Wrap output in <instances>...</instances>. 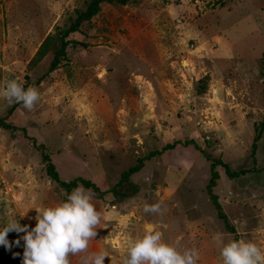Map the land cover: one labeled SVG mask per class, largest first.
Returning a JSON list of instances; mask_svg holds the SVG:
<instances>
[{
    "label": "rangeland",
    "instance_id": "obj_1",
    "mask_svg": "<svg viewBox=\"0 0 264 264\" xmlns=\"http://www.w3.org/2000/svg\"><path fill=\"white\" fill-rule=\"evenodd\" d=\"M87 2L0 0V82L17 79L40 93L32 111L0 99V118L15 127L0 128V226L14 217L34 227L35 208L70 194L48 177L44 146L61 180L82 177L110 191L92 201L102 220L89 250L105 251L104 264H122L127 240L148 226L181 250L197 249L199 264H222L217 233L264 249V127L252 156L264 122V0L103 4L49 72L55 47L38 53L40 45ZM184 140L200 150L163 151L131 176L127 198H115L138 158ZM207 155L237 173L217 167L213 189L236 234L207 194ZM157 202L162 214L143 211ZM23 235L11 232L13 249L24 250Z\"/></svg>",
    "mask_w": 264,
    "mask_h": 264
},
{
    "label": "clouds",
    "instance_id": "obj_2",
    "mask_svg": "<svg viewBox=\"0 0 264 264\" xmlns=\"http://www.w3.org/2000/svg\"><path fill=\"white\" fill-rule=\"evenodd\" d=\"M0 99L18 103L28 111L35 109L40 100L39 90L27 88L17 79L0 82ZM94 192L78 185L66 199L52 205L35 208L34 227L21 225L9 217L0 227V245L11 248L9 232L24 233L22 264H71V257H79V264H104L109 256L105 251H90V241L97 236L102 213L93 204ZM143 211L162 214V205L145 203ZM213 241L222 264H264V249L251 240L227 238L217 233ZM19 245L20 240L15 242ZM18 255V254H17ZM200 255L195 248L181 250L164 240L161 231L152 226L126 242L122 264H199Z\"/></svg>",
    "mask_w": 264,
    "mask_h": 264
},
{
    "label": "trees",
    "instance_id": "obj_3",
    "mask_svg": "<svg viewBox=\"0 0 264 264\" xmlns=\"http://www.w3.org/2000/svg\"><path fill=\"white\" fill-rule=\"evenodd\" d=\"M131 1L132 0H88V2L85 4V7L83 9L76 10L75 17L71 19V22L67 27L56 28L55 32L52 35L51 34L48 35L40 45L38 53L40 52L41 49L43 50L47 49L49 45L55 47L53 52V59L49 66V72H53L57 70L61 63V60L65 57L66 48L70 43V41L68 40L69 35L72 33L79 32L81 27L85 23L90 22L92 18H94L100 12L101 6L103 4L125 6ZM5 121L6 120L0 118V128L5 130H12L13 128H15L14 126L7 124ZM263 127H264V122H262L259 125V127L255 129L256 135L254 137V141L252 144V156H254L255 154V150L257 148V142L261 137ZM177 146H182V147L193 146L196 150H200L195 140L174 141L171 144H167L162 150L153 151L145 157L138 158L135 165L131 166L129 169L121 173L119 181L117 183V190L114 191L115 198L125 199L128 197L127 189L128 188L132 189L134 187V184L131 182L130 178L132 175L138 173L143 168V165L146 161H149L150 159L158 155H161L163 151L173 150ZM39 149L41 150V157L45 164L46 173L48 177L50 178L51 181L57 183L65 192L71 193V191L74 188H76L78 185H82L84 188L90 189L92 192H94V194H97L99 197H103L106 193L110 192V191H101L95 183H93L90 180L84 179L82 177H76L69 182L61 180L49 155L45 152L44 146H39ZM206 158L210 162V179L206 187L207 194L217 212V217L219 218V220L223 222L226 231L231 234H236L234 228L229 225L228 219L226 215L223 213L221 206L218 202V198L213 193V189L215 188L216 182L219 179V175L216 170L217 167H222L225 174L229 178H233L235 175H237V173L232 172L229 168V165L224 163L220 159L213 158L209 155H207ZM10 235L11 232L8 233L7 236L8 241ZM236 237L237 235H235L234 238L236 239ZM23 252L24 250H15L12 247L9 249L3 245H0V264H22Z\"/></svg>",
    "mask_w": 264,
    "mask_h": 264
},
{
    "label": "crops",
    "instance_id": "obj_4",
    "mask_svg": "<svg viewBox=\"0 0 264 264\" xmlns=\"http://www.w3.org/2000/svg\"><path fill=\"white\" fill-rule=\"evenodd\" d=\"M19 62H20V61H18V60H13V61H12V64H13V63L16 64V63H19Z\"/></svg>",
    "mask_w": 264,
    "mask_h": 264
}]
</instances>
